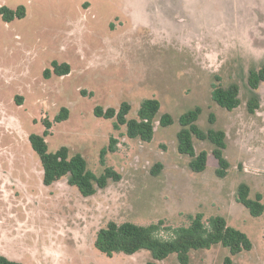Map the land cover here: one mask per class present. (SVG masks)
Segmentation results:
<instances>
[{"label": "rangeland", "instance_id": "1", "mask_svg": "<svg viewBox=\"0 0 264 264\" xmlns=\"http://www.w3.org/2000/svg\"><path fill=\"white\" fill-rule=\"evenodd\" d=\"M2 5L23 6L25 14L8 22L0 15L1 254L23 264H144L151 259L146 249L100 252L97 230L109 220H161L176 227L202 213L204 220L225 218L252 248L234 255L221 244L195 249L188 264H223L226 255L233 264H264V210L252 216L236 196L241 182L251 199L264 192V82L257 88L258 109L246 107L248 71L264 61V0H0ZM252 37H258L255 52L248 47ZM53 62L69 64V73L55 74ZM213 83H236L239 105L227 110L213 101ZM147 98L160 102L148 142L128 138L125 125L115 128L114 118L93 112L126 101V117L136 118ZM195 106L201 107L202 130L225 132L229 167L222 177L208 140L193 138L195 150L208 154L202 171L191 170L190 157L177 151L178 117ZM62 107L68 117L56 122ZM163 113L172 124L159 125ZM45 119L51 122L49 152L66 146L94 174L112 167L120 178L87 197L64 177L44 185L28 136L42 134ZM110 137L118 139L117 149L101 164L100 150ZM176 262L172 253L157 264Z\"/></svg>", "mask_w": 264, "mask_h": 264}, {"label": "trees", "instance_id": "2", "mask_svg": "<svg viewBox=\"0 0 264 264\" xmlns=\"http://www.w3.org/2000/svg\"><path fill=\"white\" fill-rule=\"evenodd\" d=\"M25 14L23 6L15 10L0 6L1 18L8 22L14 18H21ZM52 71L57 75L69 73L70 66L67 63H52ZM50 70L44 71L45 78L50 76ZM264 82V61L257 70H249L246 83L249 97L246 101L248 112L254 113L260 106V96L257 88ZM211 97L219 106L232 110L239 103V87L236 83H230L226 87L212 84ZM160 102L156 98L144 99L137 110L136 118H127L130 104L122 102L118 109L113 107L102 108L95 106L93 112L98 117L114 118V127L125 125V135L131 139L150 141L154 134V119L159 111ZM201 113V107L195 106L178 117L180 128L176 133L177 151L190 157L189 168L193 171H202L207 163V152L194 148L193 138L208 140L213 144L212 155L217 161V176H224L229 167V162L223 155L226 147L225 132L221 129L209 128L202 130L197 120ZM68 117V110L62 107L55 116L54 121L59 122ZM208 121L213 123L215 116L209 114ZM161 126H168L173 123L169 113H163L158 119ZM45 129L42 134L32 133L28 136L29 143L38 154L42 166V183L46 186L65 178L68 185L75 186L79 193L84 196L93 195L98 188H104L109 179L118 180L120 175L112 168L105 167L100 175L94 174L87 168L85 159L79 153L69 154L66 146H61L55 152H49L46 136L50 134L51 122L44 120ZM118 139L109 138L108 146L100 150V163H105V155L108 151L114 152L117 149ZM160 166V164H158ZM157 165V166H158ZM154 172V170H153ZM237 201L245 206L252 216H259L264 210L262 202L263 193H257L254 199L249 198V187L241 182L236 190ZM164 230L166 236L160 234ZM221 244L227 247L231 255L242 250H250L252 242L249 237L239 229L227 224L222 216H212L204 220L202 213L188 215V223L182 226H163V222H153L147 225H139L133 222L124 221L117 223L109 220L104 227L97 230L94 238V246L107 256L123 252L131 255L139 250L146 249L151 254V259L144 264H157L168 255L175 253L177 262L174 264H188L190 251L195 249H209L213 245ZM0 264H23L20 261L12 260L0 253ZM223 264H233L230 256L226 255Z\"/></svg>", "mask_w": 264, "mask_h": 264}, {"label": "crops", "instance_id": "3", "mask_svg": "<svg viewBox=\"0 0 264 264\" xmlns=\"http://www.w3.org/2000/svg\"><path fill=\"white\" fill-rule=\"evenodd\" d=\"M257 40H258V37H254V38L252 37L251 43H249V45H248V47L251 48L254 52H255V49L257 48L256 47V44L258 42ZM4 195H5V197H7V191L6 190L4 191ZM0 231L2 233V229Z\"/></svg>", "mask_w": 264, "mask_h": 264}]
</instances>
